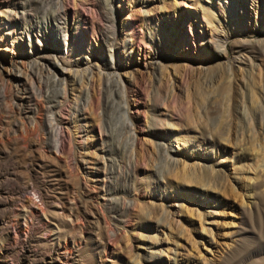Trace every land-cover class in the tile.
<instances>
[{"label": "rangeland", "instance_id": "374dc122", "mask_svg": "<svg viewBox=\"0 0 264 264\" xmlns=\"http://www.w3.org/2000/svg\"><path fill=\"white\" fill-rule=\"evenodd\" d=\"M42 1L49 3L40 5L32 20L30 0H0V143L11 145L8 135L14 134L27 150H0V219L32 237L30 245L42 252L40 258L43 252L64 247L72 254L73 264H264V86L255 101L238 86L244 82L255 89L258 74L264 75V19L261 31L259 23L255 24V11L263 7L264 0H232L236 10L226 16L228 27L223 29L231 32L230 26L235 25L240 33H230L226 54L212 60L204 53L205 39L214 28L203 13L213 11L216 4L222 6L225 0H60L58 6L56 0ZM61 6L69 22L74 9L85 12L75 19L95 54L78 58L90 60L102 75L94 73L89 81L98 109L89 112L80 102L79 116L73 121L66 105H61L54 111L57 125L52 137L46 122L47 102L61 101L56 95L59 87L49 80L43 94L32 78L30 85L40 95L19 106L15 101L26 100L29 85L9 79L24 65L29 71L36 59L70 58L64 42L58 53L41 51L43 40L32 32L33 22H41L44 16L52 21ZM111 7L120 13L114 24L107 19ZM76 21L68 26L71 31ZM23 28L30 30L36 51L21 34ZM167 29L176 33L175 43L166 36ZM103 35L112 40L114 59L107 53ZM123 43L132 47L133 62L122 51ZM76 48L81 51L80 46ZM234 53L247 62L250 57L253 65L235 69L240 80L234 92H240L246 111L235 123L237 133L221 141L217 95L212 102L213 122L205 118L207 82L211 75L217 80ZM72 56V62L78 59ZM27 78L21 79L29 83ZM36 112L42 116L38 126ZM132 123L135 136L129 132ZM91 127L94 137L88 134ZM174 133L181 134L179 142ZM33 137L37 145H32ZM54 144L63 151L57 156L70 166L72 175L86 182L90 181L87 174L106 165L109 180L100 194L82 192L71 177L40 160L37 151L51 153ZM159 148L169 156L159 153ZM96 157H103L98 166ZM76 162L78 169L73 166ZM68 200L74 204L81 200L88 209L101 204L99 210L106 212V222L115 235L102 236L91 217L83 219L82 227L77 211L68 216L63 209ZM29 201L38 209V217L29 214ZM1 231L0 247L11 250L6 254L0 250V254L6 263L19 264L22 248H12ZM101 243L108 245L107 256L101 254Z\"/></svg>", "mask_w": 264, "mask_h": 264}, {"label": "bare ground", "instance_id": "6f19581e", "mask_svg": "<svg viewBox=\"0 0 264 264\" xmlns=\"http://www.w3.org/2000/svg\"><path fill=\"white\" fill-rule=\"evenodd\" d=\"M30 3H31V8L33 9V15L30 16V18H32V20H33L35 18L34 16L36 15L38 7L40 5H44V6L48 5L49 1L44 2L42 0H30ZM221 4H222V6L216 4L215 9H213V11H209V12L205 11L203 13L204 16H207L210 19V25L214 28V31H212V32L210 31V33H208V35L205 39L206 51L204 53V57L206 59H209V60L215 59L217 57L222 58L224 56V54H226V50H227L226 49V41L229 38V34L233 33V32L234 33L235 32L240 33V30L236 29L235 25H233L234 27L230 26L231 32L223 29V27H226V26L228 27V24L226 23L227 21L225 20L226 16H228V17L233 16V13L236 10L235 9L236 5L234 6V3L232 2V0H227V1L225 0L224 2H221ZM49 5H51V4H49ZM56 5L57 6L60 5V0H56ZM52 6H54V5H52ZM261 6H263L261 9L259 7L258 11L257 10L255 11V13H256L255 24L257 22L259 23V25H258L259 31H261V29H262L261 28V26H262L261 22L264 19V4ZM46 10L48 11V8ZM113 10H114L113 7H111V10L109 11V15H107V19L109 20V23H111V24L116 23V21H115L116 18L118 16H120L119 12H117L116 10H114L115 11L114 12ZM44 12H46V11H44ZM51 12H53V11H51ZM83 13H85V12L80 11L79 9H74L73 10V18L69 22L67 10L64 9V6H61V7H58V11L53 14L54 16L52 18V21H50L49 18H46L44 16L42 18L41 22H33L32 23V32H34L37 35L36 38H39V36H40L43 40V41H41L42 44L40 45L41 51H42V49L46 48L49 50H53L55 53H58L62 49V45H63L62 42H64L65 48L70 53V58H68V60L65 59L62 61H60L59 59H57L54 56H50V58L46 57V58H42V59H36L33 61L32 64H30L29 71L26 70V66L24 65L22 68L17 69V72L15 74H13V77L9 79V81H12L13 83L17 82V83H21V85L22 84L23 85L24 84L29 85V87H28L29 88V92H28L29 95L26 98V100H22V99H24V98H22L20 100H17V102L15 101V104H17L19 106H22L23 104L28 103L31 100L36 101L40 95L39 92L33 91L34 87L32 85H30V80H32V78L36 79L34 81L35 83L37 81V83L39 85H41V88L43 90V94H45L47 92V88H48L47 85H48L49 80H52V82L55 83L59 87L58 88L59 91L56 93V95H59L61 97V101L60 102H47L48 111H47V118L46 117L45 118L47 119L46 122H47V125L49 128V133H51L52 137L56 136L54 125L57 123L56 122L57 120H56V116L54 114V111L56 109H59L61 107V105L62 106L66 105V109H67L68 113L69 114L71 113V117L73 116L72 117L73 121L75 119H77V117L79 116L80 110H79L78 104L80 102H81L82 107H84V108L86 107L89 112L92 109L93 110H95V108L98 109L94 103V101H95L94 95L95 94L93 95L92 92L90 91V89H92V87L90 85H92V84H90L89 81L93 79L94 73L99 75V76H101L102 74L99 73L98 67L96 65L92 66L90 64V62H89L90 60L84 61V60L78 58L80 56V54H87V55L91 54V56H93L95 54L94 50H91V43H90L91 41L88 39V37H86L84 34H82V32L79 30V27L81 26L80 21L75 19V18L81 19L83 17ZM215 13H218V16H219L218 18H217ZM259 13H261V15H259ZM176 18H177V20L180 21V14L176 15ZM216 18H217V23L215 24ZM232 20H235V19L232 18ZM60 21H62V22L60 23ZM73 21H76V26L75 27L73 26L72 31H71V29H69L68 26L70 24H72ZM52 22L53 23L55 22V23L52 24ZM121 22H122V29L124 30L125 29L124 22L123 21H121ZM112 26L113 25L108 26V31L112 30ZM166 32H167L166 36H170V38H172L173 43H175L176 33L170 31L169 29H167ZM21 34L26 35L28 37L29 48L36 51L35 42L33 40H30V35H31L30 30L23 28V30L21 31ZM102 38H103L104 42L106 43L105 45H107L106 46L107 53L110 55V57L112 59H114L115 55H114V46H113L112 40H109L108 37H105L104 35L102 36ZM69 41H71V42H69ZM262 43H263V47H264V40ZM76 45L81 47L80 48L81 51L78 50V48H76ZM19 46H22V43H20ZM122 51L127 52V59H129V62L134 61L132 59V56H131V55H133L132 47L130 48V46L123 43L122 44ZM73 54L78 58L74 62L71 61ZM35 55H36V53H35ZM250 59L251 58L249 57V62H247L248 60L246 61V59H242V58L238 57V55L236 53H234L233 58L230 59V64H227L226 66H224L223 69L221 70V72L218 71L219 75L217 76V80H216L215 76L211 75L209 80H208L209 82H207V83H209V87H208L209 88V95H208L209 98L207 96L209 103H207L208 108L205 110L206 112L204 111L205 114L207 113V117H205V118L208 121L207 123L210 122V124H211V122H213L212 104H214V103H212V102H214V100H213L215 98L214 96L217 95L216 98H218V100H219L218 105H220L219 107H220V111H221L220 117H218L219 119L217 118L219 120V122H218L219 126L218 127L220 129V131L218 130V132H219L218 139H221V141L222 140L228 141L231 134L234 135L235 133H237L236 132L237 126L235 125V123L238 120V118H244V116H245L246 110L242 106V102H243L242 96H241L239 91H237V93L234 92V88L237 87L236 85H238L237 83H238V79H239V78L237 79V77H236L235 69H236V67H238V68H241L242 70H244V69H246V67L252 66L253 62ZM112 64L114 65V62ZM21 70L25 71V73H21ZM65 70H66V74H64L62 72ZM21 74H23V75H21ZM26 76L28 77L27 82H29V83H26V81L21 79L22 77H26ZM257 80H258V82L256 83L255 89H251L247 83H244V82L240 83V81H239L240 84L238 85L240 87V89L242 90L243 94L249 95L253 101L256 100L257 95L260 94V90L264 86V75H261L259 73ZM31 83H33V82H31ZM122 84L123 83H121V87H122L121 91L124 92V94H125L127 89H125L126 88L125 85L124 84L122 85ZM88 86H89V88H87ZM216 92H217V94H216ZM122 96H123V93H122ZM104 100H105V98H104ZM96 103H97V101H96ZM219 107L217 109H219ZM127 110H128V106L125 104L124 105V112H125V116L127 115V117H128V114L126 113ZM30 111L33 113L35 112L32 110H30ZM40 113L41 112H36L35 124H37V126L40 125V123L42 122V116ZM85 118H84L85 124H90L89 121H87ZM91 125H93V124H91ZM130 126L133 127V129H130L129 132H131L132 135L135 136L136 130H135L134 124L132 123V124H130ZM239 126H240V124H239ZM211 130H213V128ZM237 130H238V128H237ZM213 131L216 132L215 130H213ZM88 134H91L93 137L95 136L93 127H91V129L88 131ZM214 134H216V133H214ZM10 136L11 135H8L9 141H12V144L9 145L8 142L0 143V150L1 151L6 152V153L7 152L23 153V152L27 151L26 147H24L21 143V141H22V140H20L21 138L19 139V137L17 135H14V134H12L11 137ZM174 136H175L177 142H179L181 140L180 139L181 138L180 133H176V134L174 133ZM213 137H215V136H213ZM102 139H103V137H102ZM208 139H209V137H208ZM210 140H211V138H210ZM31 143H32V145L33 144L37 145V139H35V137H33L31 139ZM103 145H104V143H103ZM132 148L133 149L135 148V141H133ZM51 150H53L54 152L53 151L51 152ZM51 150H50L51 153H47V152L45 153L44 151H37V150L36 151L39 154L40 160L45 161V163H48L49 166H53L54 168H56V171L60 175H63L67 178L71 177V179L74 180L75 184L77 185V187L79 189H81L82 192H84L86 194L92 193L94 195L100 194V192L103 190L104 186L106 185V182L109 180L106 177L107 174L105 173V170H104V168H106L105 167L106 165L104 163H102V164L100 163V160H102L103 157H101L102 159L98 158V157H96V159H95V165L98 166V164H101L102 169H100L101 167L99 166L97 169L95 168L96 171H91L89 174H87V176L90 177V181L86 182L81 177H79L78 175H72V173L70 172V166L68 164H66L65 162H63L58 157L59 155L63 154V151L58 149L56 144H54V146ZM162 152L165 153L167 156H169V153L167 150L159 148V153H162ZM75 161H76V159H75ZM73 166H75V167L77 166V169H78L77 162L75 164H73ZM53 171H54V169H53ZM74 182H72V183H74ZM101 182H103L102 185H101ZM71 185H74V184H71ZM27 204L29 206V214L31 213L32 215H34V217H38V209L36 208L35 205H33L34 203L32 204V202L29 201ZM99 206H102V205L101 204L99 205L98 203L96 205L93 204L91 206V208L88 209L85 202L83 203L81 200H78L76 202V204H74L72 201L70 202L68 200V201H65L63 209L68 212V214H69L68 216H70L73 211H77L80 215L79 216L80 218L77 216L79 218L80 222L78 220L77 221H78V223H80V225L82 227L84 226L83 219L91 217L94 221V225L98 228V230H101L102 236L107 237V238L112 237L115 235V231L106 222V220H107V218L105 216L106 212L105 213L101 212L99 210ZM124 206H125V204H124ZM22 209H24V208H22ZM92 209H93V211H91ZM88 211H90V213ZM63 213H64V211H63ZM64 214H62V215L64 216ZM40 218H41V216H40ZM68 219H70V218H68ZM77 221L75 220V222H77ZM69 224H70V222H69ZM70 225L72 226L73 224H70ZM156 228L157 227H155L154 229H156ZM0 230L3 231V232L1 231L3 234V237H4L3 239H5L6 241H10L12 248L13 247L16 248V246L19 245L23 250V254H24V252L27 254V255H23V254L20 255L19 264H38V263H40V264H73L72 254L70 252L65 251L64 247L62 249H57L55 251H52L49 254H45V252H43L44 255L42 256V258H40V253H42V252H40L38 249H34V246L30 245L31 242H33L32 237L28 236L27 233L23 229H21L20 227H13V226L10 228L7 226V224L3 220L0 219ZM151 239L155 241V237H151ZM108 249H109L108 245H106L105 243L100 244V250H101L102 255L107 256L109 254ZM0 250L2 251L3 254H6L11 250V248L8 249V248H4L3 246H1ZM28 257L30 259H28ZM3 258L4 257L0 254V264H11V263H6ZM135 264H139V262H136Z\"/></svg>", "mask_w": 264, "mask_h": 264}]
</instances>
